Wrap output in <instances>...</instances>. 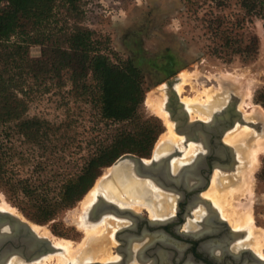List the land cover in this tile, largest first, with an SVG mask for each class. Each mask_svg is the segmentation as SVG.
<instances>
[{
	"label": "trees",
	"instance_id": "trees-1",
	"mask_svg": "<svg viewBox=\"0 0 264 264\" xmlns=\"http://www.w3.org/2000/svg\"><path fill=\"white\" fill-rule=\"evenodd\" d=\"M82 1L0 0V193L29 220L53 222L58 235H65L59 217L105 167L126 153L150 157L163 131L143 109L145 73L132 58L113 56L109 38L82 23ZM241 6L264 17V0ZM32 44L41 45L40 57L30 56ZM52 86H69L67 94L93 110L91 151L74 172L64 141L71 123L28 115L31 95ZM257 177L264 181V163Z\"/></svg>",
	"mask_w": 264,
	"mask_h": 264
},
{
	"label": "rangeland",
	"instance_id": "rangeland-1",
	"mask_svg": "<svg viewBox=\"0 0 264 264\" xmlns=\"http://www.w3.org/2000/svg\"><path fill=\"white\" fill-rule=\"evenodd\" d=\"M82 9L84 11L82 23L94 30L97 37L109 38L113 56L130 57L141 67L146 76L148 89L146 97L149 92L156 95L163 92L166 101V81L178 77V81L175 83L176 88L181 81L182 71L191 73L193 75L192 84H184L181 93L177 91L186 108L188 105L182 99L201 95L205 88L216 90L215 95H218L222 100L220 108L228 104L235 94L239 98L238 109L244 117H248L246 114L253 105L258 108L261 115L251 119V122L259 123V129L250 127L258 139L264 137V17L262 14L246 13L241 6V0H83ZM58 11L59 13L64 12V7H60ZM240 44L243 47H240ZM41 48V45L38 44L30 45V56L40 57ZM218 78L219 81L221 80L220 82L217 81ZM68 89L69 86L64 88L52 86L48 91L34 92L29 100L28 115L39 116L55 124L64 121L71 123L68 137L64 141L69 142L71 146L69 152H74L69 155L66 163L68 169L74 172L83 161L82 158L91 151L88 141L92 136L94 120L90 105L68 95L66 92ZM248 89L251 90L252 95L248 100L250 106L244 107L241 105L243 99L246 98L245 91ZM143 109L146 115L157 117L163 128L152 151L156 157L163 153L156 155L155 150L167 127L163 118L146 105V98ZM206 109V105L202 107L201 103H197V107H195V110L204 116L203 119L207 117H205ZM216 110L213 109L212 113L210 112L211 115ZM193 111L194 109L189 110L190 118L193 116ZM210 117H207V120ZM237 123L244 125L240 122ZM242 144L237 142L236 145H231L237 157L235 170L242 163V159L239 157L243 149ZM243 150L247 151L245 145ZM256 157L254 169H251L249 174L250 186L242 194L235 195L232 205L240 213L251 214L254 224L258 227L256 230L260 229L264 233V181L257 177L264 163V147L257 152ZM173 164L175 163L173 162ZM109 167L103 169L97 180L108 173ZM216 170L219 174L217 180L221 183H224L223 178L236 172L235 170L221 171L218 168ZM220 178L222 179L220 180ZM226 182L225 184H227ZM159 188L163 197H156V200L149 195L152 199H147L151 200V206L154 207L158 206L162 200L164 203L165 199L169 197L172 199L169 206L166 209L161 207L163 210L157 209L154 216H151L150 204L145 199L141 201L139 207L133 206L135 207L133 209L139 212L141 217H161V212H175V195L161 186ZM2 196L14 206L3 193H0L1 199ZM80 201L73 208L66 210L57 220L60 224L59 230L65 235L53 232V222L41 225H45L55 236L70 239L75 243L81 242L85 233L72 220L74 210L80 206ZM171 206H174V209ZM200 207V212L205 209L204 206ZM17 210V214L24 215L18 208ZM197 210L194 211L197 212ZM110 217V222L114 221L113 225L118 219H122L115 227L116 233L124 225L131 226L133 223L130 218L117 216L113 213ZM223 219L234 228L228 219ZM246 229L248 228L235 229L238 233H242L238 246L246 245L251 248ZM115 236L113 238L116 244H113L111 239L108 245L112 253L118 254L116 248L120 241ZM97 238L98 236L93 237L91 241ZM255 253L258 255L257 252ZM262 253L264 254V248ZM259 256L261 255L259 254Z\"/></svg>",
	"mask_w": 264,
	"mask_h": 264
},
{
	"label": "bare ground",
	"instance_id": "bare-ground-1",
	"mask_svg": "<svg viewBox=\"0 0 264 264\" xmlns=\"http://www.w3.org/2000/svg\"><path fill=\"white\" fill-rule=\"evenodd\" d=\"M192 76L193 75L191 73L182 71L181 81L176 88L174 87L175 90L181 93V91L184 89V84L187 83L192 84V80H191ZM217 81H219V78ZM215 92L216 90H214L213 88H205L202 92L203 95L201 94L194 97H184L182 99L188 105L187 108L188 112L189 110L192 111L194 109L191 120L208 121L207 117L212 116L211 111L213 109L214 110H216L217 108H218L217 110L221 109L220 104L222 103V100H220L218 95H215ZM245 95L246 98L243 99L241 106L244 107L250 106V102L248 100H250L252 96L251 90L250 89L246 90ZM165 102H166L165 95L163 92H161L159 95L149 92L148 96L146 97V105L154 113H156L157 115L163 118L164 124L167 127L166 132H164L159 139L160 142L158 146H156L157 148L155 150V154L159 155L161 152H165V153L170 152L174 148H179L184 150V156L177 157V159L174 160L175 163L173 165L174 172H177L179 168V164L177 162H179L180 164L181 162L182 164L183 162L186 161L188 162L192 157H194L195 153H197V151H199L202 146L196 144L194 141H189L187 148L185 149L183 145L184 135L175 132L174 130L175 123L169 118V113L164 107ZM197 103H201L202 107L206 105L207 107V109L205 110V117L207 116L206 119H203L204 116L200 114L197 110H195V107H197ZM250 109L251 110L248 111L246 114L248 117L243 116V118L251 122V119L258 118L261 115V113L259 112L258 108L255 105H253V107H250ZM194 116H196L197 118H195ZM237 122L235 123L234 127L227 130V132L225 133L224 141L228 145H230V147L231 145L232 146L236 145L237 142H240L241 144L243 143L246 146L247 151L243 150L244 145L242 144L243 149L239 155L240 159H242L241 160L242 163L237 168V170H235L236 172H234L233 174L229 175L226 178H223L224 183L223 182L221 183V181L217 180V176L219 174L217 170L214 171L211 183L207 188V191H204L205 189L203 190L204 191L203 196L208 200L210 199V202L212 206L216 209V211L221 214L222 218H225L226 220L228 219L229 223L234 225V228L236 230H240L241 228L244 229L245 227L248 228L246 229V231L248 232L247 237L249 238L248 240H250L249 244L251 246V249H253L254 253L257 252L258 255L260 254L261 256H264V254L262 253V250L264 248L263 231H261L260 229L256 230V228L258 227H256V225L254 224V219L251 214H249L248 212L240 213L232 205V200H234L235 195L242 194L250 186L249 174L251 169L252 170L254 169L255 160L257 159L256 157L257 152L264 147V137H259L258 139V137L254 135L253 129L250 127L252 126L251 124H248L246 122L244 123L240 122L241 124L244 125H238L239 123ZM253 124L256 123L253 122ZM252 127L259 129V127L255 125ZM160 167L161 165L157 166L158 169ZM107 172L108 173L104 174L97 180V182L93 185V187L86 193V195L80 201L79 204L80 206L74 210V215L72 216V220L85 233L84 238L81 242L75 243L70 239L55 236L50 233L49 229L45 225L31 223V226L35 232H37L40 236L49 237L53 241L54 245L60 248L61 250L57 252L45 254L42 257H39L35 260L28 262L22 260L18 256H13L12 258L9 259L8 264H52V263L86 264L91 261L94 262L100 261L102 263H108L110 261L119 262L120 261L119 259L121 258L120 257L121 251H119L118 254L112 253L110 251V246L108 245V243L109 241L111 242L112 239V241L114 242L112 243L116 244V241L113 238L116 235L115 227L118 225V221L122 219H118V221H116L114 224L115 226L113 225L114 221L110 222V218H111L110 215H112V213L105 214L97 221L87 220L86 217L89 208H91V206L94 204V202L98 199L99 196H104L107 200H110L118 204L122 208L133 209L135 208L133 206L139 207L141 201H144L147 198L152 199V197L155 199L156 197L160 198L163 197V194L158 184H156L154 181H152L149 178L146 179L140 178L136 180V178L131 177V173L126 167L122 166L120 168L115 169L114 166H111L108 168ZM186 172L190 173V170L185 171V173ZM167 176L170 177V174H167ZM221 179L222 178H220V180ZM225 182L227 184H225ZM149 195H151L152 197ZM171 200L172 199L171 198L169 199L168 197L165 199L164 203L162 200V202H159L158 206H154V207L151 206L152 205L151 200H148L147 203L150 204L149 209L151 212V216H154V213L157 209H162L161 207L166 209V207L169 206ZM171 207H173L174 209V206ZM0 209L13 212L15 214H17L18 211L17 208L12 206L10 203H8L3 198V196L2 199L0 198ZM194 213L196 219H198L200 218V216H202V214H205L206 211L205 209H203V211L200 212L198 209L197 212L194 211ZM97 236H98L97 239L91 241L93 237H97ZM143 245H144L143 241L142 242L130 241L127 245L128 247L126 248V250L129 252L127 253L130 255L129 258L131 260L134 258L133 260L136 261L137 264H141L136 256L137 253L140 250H142L141 247ZM261 258L263 259L264 257Z\"/></svg>",
	"mask_w": 264,
	"mask_h": 264
},
{
	"label": "flooded vegetation",
	"instance_id": "flooded-vegetation-1",
	"mask_svg": "<svg viewBox=\"0 0 264 264\" xmlns=\"http://www.w3.org/2000/svg\"><path fill=\"white\" fill-rule=\"evenodd\" d=\"M221 128L222 124H215L210 133L200 134L198 139L191 140L202 147L188 162L179 164L177 172L173 170V162L175 158L184 156V150L180 149L179 155L165 161L170 177L166 176L162 185L176 197L175 212L162 213L161 217L148 218L139 214L132 217V225H124L116 233L120 241L117 246L121 248L120 261L108 263L137 264L134 258H129L126 250L128 244L125 243L143 241L142 250L136 256L141 264H264L258 261L250 247L238 246L240 236L235 235V229L222 221L214 207L200 202L205 198L204 191H207L217 168L229 172L235 170L237 157L234 151L224 148L225 134ZM188 143L183 140L185 149ZM165 162L161 161L163 167ZM187 170L190 173H185ZM200 206L205 207L206 213L196 219L193 212ZM150 221L155 222L151 224Z\"/></svg>",
	"mask_w": 264,
	"mask_h": 264
},
{
	"label": "water",
	"instance_id": "water-1",
	"mask_svg": "<svg viewBox=\"0 0 264 264\" xmlns=\"http://www.w3.org/2000/svg\"><path fill=\"white\" fill-rule=\"evenodd\" d=\"M178 81V77L170 78L166 81L165 91L167 93V100L165 102V109L169 113L170 120L174 121V130L178 134L185 136V141H191L199 138L200 134H208L212 131V127L215 124H222L221 132L225 134L227 130L235 126L237 121L246 122L252 126H258L259 124H253V122L245 120L243 114L238 109L239 98L234 94L231 101L220 110L215 111L208 121L203 120H191L189 112L186 110L185 105L181 102L178 92L175 90V83ZM224 148L232 150L228 144L223 143ZM181 150L174 148L171 152L166 153L160 158L154 156V152L150 158H145L132 153H126L120 156L111 166L115 169L120 167H126L131 173V177L137 179L149 178L162 188H166L162 185L163 179L167 176V161L169 158H173L179 155ZM163 158V159H162ZM164 161L165 167H163ZM161 165L158 169L157 166ZM185 175L184 172H182ZM200 202L207 206L213 207L210 200L202 198ZM113 213L117 216H124L132 219V217L138 216L139 212L132 208H122L118 204L107 200L104 196H99L94 204L89 208L87 213V220L97 221L105 214ZM222 221L227 223L223 218ZM155 222V221H154ZM150 221V223H154ZM33 223L24 215L15 214L6 210L0 209V264H8L9 259L13 256H18L24 261H32L45 254L57 252L61 249L54 245L53 241L49 237L40 236L31 226ZM130 227L129 229H131ZM235 235L241 236L242 233H238L235 230ZM129 243V242H128ZM128 243H125L126 245ZM121 251V248H117ZM124 254V253H123ZM258 261L264 263V259L259 256ZM86 264H111L102 262H89Z\"/></svg>",
	"mask_w": 264,
	"mask_h": 264
}]
</instances>
